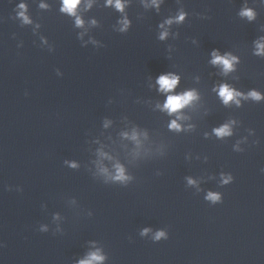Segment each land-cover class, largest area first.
<instances>
[{
  "label": "clouds",
  "instance_id": "obj_1",
  "mask_svg": "<svg viewBox=\"0 0 264 264\" xmlns=\"http://www.w3.org/2000/svg\"><path fill=\"white\" fill-rule=\"evenodd\" d=\"M79 2H80V0H64V8L62 10L66 11L70 14H75V9H76V6L79 4ZM153 2L155 3V0H153ZM109 3H111V0H109ZM20 7L24 8V5H21ZM116 7L118 9L122 10L123 5L121 4L120 0H116ZM20 15L24 16V13L21 12ZM241 15L247 16L249 19L254 18V13L250 9H245L241 13ZM183 18H184L183 15H181L178 17V20H183ZM24 19L27 22V17H24ZM81 23H82V21H80L78 18L77 19V25H80ZM124 23H125V27H126L127 21H125ZM164 35H166V33L162 34L161 38H163ZM257 49H258V53H264V44H258ZM233 60H235L234 57H230L227 55L226 56H220L214 52L212 63L223 65L225 72H227V71L232 69V67H233L232 61ZM157 82L160 85L161 91L170 92L171 90H173L176 87V85L178 83V77H176L172 74L161 75L158 78ZM219 95L223 99L224 103L227 104L230 101L234 100V98L236 96L240 95V93L234 92L227 85H222L219 89ZM249 95H251L254 99H257V100H259L261 98L260 95L256 92H252ZM194 98H195V93L191 92V91L185 92L182 95H169L167 97L166 103L164 104L163 107L165 110L168 111L169 114L177 113L180 109H182L183 107L188 105ZM237 103H238V101H237ZM170 128L179 130L180 125L177 124L176 121H172L170 124ZM214 131H215L217 136H221V137L230 134V129H229L228 125H224L220 128L215 129ZM114 179L123 181V180H126L128 178L124 175L123 169L118 166L117 167V175L114 177ZM208 198L213 200V201H216L219 199V196L217 194H214V193H209ZM147 231L148 230L145 229V233ZM164 235L165 234L163 232H157L155 235V239L159 240ZM102 259H103V257L100 256L98 253H92V254H90L88 259L80 261V264H93V262L101 261Z\"/></svg>",
  "mask_w": 264,
  "mask_h": 264
}]
</instances>
